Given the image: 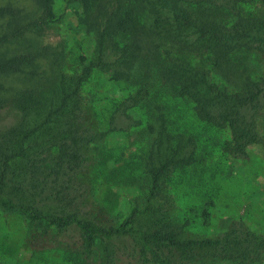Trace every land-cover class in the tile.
<instances>
[{
  "label": "trees",
  "instance_id": "1",
  "mask_svg": "<svg viewBox=\"0 0 264 264\" xmlns=\"http://www.w3.org/2000/svg\"><path fill=\"white\" fill-rule=\"evenodd\" d=\"M61 1V14L54 0L0 6V49L22 47L0 57V111L13 118L0 128L1 211L20 215L33 240L51 234L75 264L259 262L264 237L242 221L215 237L186 235L168 185L201 159L191 138L170 130L162 99L184 101L226 132L227 157L245 159L253 145L264 155V69L253 77L243 61L264 65V0ZM67 14L75 40L44 42ZM94 71L130 89L104 117L83 93ZM140 107L154 135L141 172L148 183L118 222L96 198L111 159L103 141L120 122L141 125L131 113ZM110 174L118 185L136 181L132 167Z\"/></svg>",
  "mask_w": 264,
  "mask_h": 264
},
{
  "label": "rangeland",
  "instance_id": "2",
  "mask_svg": "<svg viewBox=\"0 0 264 264\" xmlns=\"http://www.w3.org/2000/svg\"><path fill=\"white\" fill-rule=\"evenodd\" d=\"M54 2L55 12L63 13L62 1ZM8 3L31 7L30 0H0V6ZM74 20L72 14H67L58 30L43 37L44 42L54 43L59 38L54 36L67 33L72 43L74 35L67 24L74 23ZM81 38L78 36L77 40ZM93 46L92 40L84 44L88 53L92 52ZM21 49L10 43L0 49V57H10ZM243 61L253 77L261 75L264 65L258 62V58L248 56ZM83 93L92 102L95 111L104 117L115 102L130 93V89L124 83H114L107 75L94 71L85 83ZM165 98L162 101L167 106L168 117L175 122L170 125V130L191 138L201 159L200 163L178 171L168 185L180 220L188 221L186 235L215 237L227 231L233 223L242 221L253 232L264 237V155L261 148L257 145L248 147L245 159L227 157L221 150L228 140L226 132L209 128L196 120L184 101ZM131 113L143 122L139 126L120 122L123 130L112 132L104 139L103 146L111 159L107 161L104 174L96 185L99 204H105V199L118 222L127 216L132 199L141 195V190L147 186L148 182L143 180L141 172L154 141V135L145 129L148 119L146 109L140 107ZM0 119V128L13 123V118L7 116L4 110L0 111ZM131 167L135 169L134 184H116L110 173L115 176L122 170L127 172ZM112 193H115L114 196ZM56 245L51 234L33 240L20 215L0 209V264H75L70 260V255ZM87 262L95 264V258ZM207 264L234 263L221 261ZM255 264H264V256Z\"/></svg>",
  "mask_w": 264,
  "mask_h": 264
}]
</instances>
